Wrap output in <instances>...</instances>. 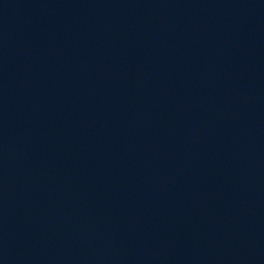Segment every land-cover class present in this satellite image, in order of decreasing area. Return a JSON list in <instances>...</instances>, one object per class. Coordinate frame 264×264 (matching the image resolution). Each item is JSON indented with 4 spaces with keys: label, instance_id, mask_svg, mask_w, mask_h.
I'll list each match as a JSON object with an SVG mask.
<instances>
[{
    "label": "water",
    "instance_id": "95a60500",
    "mask_svg": "<svg viewBox=\"0 0 264 264\" xmlns=\"http://www.w3.org/2000/svg\"><path fill=\"white\" fill-rule=\"evenodd\" d=\"M0 264H264V0H0Z\"/></svg>",
    "mask_w": 264,
    "mask_h": 264
}]
</instances>
